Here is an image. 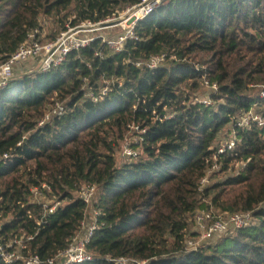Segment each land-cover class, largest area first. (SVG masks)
Here are the masks:
<instances>
[{
	"label": "trees",
	"instance_id": "trees-1",
	"mask_svg": "<svg viewBox=\"0 0 264 264\" xmlns=\"http://www.w3.org/2000/svg\"><path fill=\"white\" fill-rule=\"evenodd\" d=\"M136 1L0 0V64L33 30L39 42L53 40L67 24L103 20ZM42 17L57 26L45 39ZM135 34L119 53L94 39L59 65L12 75L0 88L1 241L22 237L21 253L42 259L64 249L83 219L77 191L86 183L95 187L100 213L86 245L92 259L79 264H114L118 257L135 264H264V126L239 131L235 150L218 159V172L244 161L240 172L197 189L220 131L263 103L249 85L264 83V0H173L139 21ZM160 52L178 60L154 69L132 64ZM202 73L218 86L208 105L191 100ZM106 79L115 81L101 100L84 97L83 80L95 90ZM56 100L64 113L38 126ZM132 123L145 128L132 144L138 158L117 164L115 151ZM41 183L61 202L43 218L30 200V187ZM209 195L221 211L251 210L254 221L186 250L187 218L207 210Z\"/></svg>",
	"mask_w": 264,
	"mask_h": 264
},
{
	"label": "built area",
	"instance_id": "built-area-1",
	"mask_svg": "<svg viewBox=\"0 0 264 264\" xmlns=\"http://www.w3.org/2000/svg\"><path fill=\"white\" fill-rule=\"evenodd\" d=\"M173 0H137L135 3L127 4L121 9H115L111 16L96 22L84 20L74 25H66L58 35L49 41L39 42L36 39L37 30H33L27 35L25 42L21 43L18 48L0 64V88L3 87L6 81L13 75L14 66L24 62L25 60L36 63L35 71H46L60 63H62L67 55L73 51L87 47L94 39H99L106 48L112 52L119 53L123 50L125 43L128 40H135V27L139 21L150 15L154 10L161 6L170 3ZM117 27L119 31L111 35L98 33L103 29H111ZM101 56V51L95 53ZM168 60L178 59L174 55H167L166 52H160L142 60H135L132 64L138 68L154 69L163 65ZM199 68L195 64V69ZM115 80H102L98 88L95 90L87 86L86 80H83L82 90L84 97L93 102L101 100L111 89V85ZM199 87H205L209 90L206 97L199 95H191L192 102L208 105L211 103V95L218 90L216 82H211L204 73L199 79ZM258 96L263 103H254L247 110L241 111L228 128L217 135L215 141V151L212 154V162L206 168L205 173L198 180L197 189L202 191L209 183V174L219 171L220 163L218 159L224 154H231L237 145V133L241 130H247L252 126H264V86L258 89ZM65 111L61 101L52 102L46 110L43 118L38 122L41 126L44 122L55 116H61ZM170 115L163 116V119ZM128 131H133L137 139L133 142H126L121 145V155L126 161L135 160L138 158L139 152L132 144H139L142 141V135L145 133V128L136 124H129ZM136 149V150H135ZM7 154H3L6 158ZM238 169L234 174L240 172L244 166V161L236 162ZM50 187L41 183L37 186L30 187V200L36 203L42 209L41 217L53 213L61 202L56 198L47 202L43 199L50 193ZM95 192L94 185L83 183L77 191V197L85 204V212L80 223L79 230L69 239L67 246L47 257L40 258L35 254H22L23 248L22 237L12 239L8 242H2L0 239V259L7 264L14 261H21L23 264H79L92 259V255L86 250V245L96 228V216L100 213L98 208L93 209V220L91 224L86 222V210L90 206ZM48 198V197H47ZM50 198V197H49ZM40 220L37 221V223ZM254 221L251 210L227 212L220 211L213 214L211 210H200L194 216L195 233L200 243L208 241L215 236L224 235L233 232L239 228L245 227ZM31 239V236H26L25 240ZM185 249L194 250L200 244L193 241L191 238H186ZM114 264H135L140 261H134L128 257H118L113 259Z\"/></svg>",
	"mask_w": 264,
	"mask_h": 264
},
{
	"label": "rangeland",
	"instance_id": "rangeland-1",
	"mask_svg": "<svg viewBox=\"0 0 264 264\" xmlns=\"http://www.w3.org/2000/svg\"><path fill=\"white\" fill-rule=\"evenodd\" d=\"M40 25L42 26L41 29V36L40 39H45V35L49 34L51 31H53L54 29L57 28V26L53 23L51 18H47V17H42L40 20ZM119 31V28L114 27L111 29H103L98 31V33H102V34H108L111 35L114 32ZM36 63H34L33 61H29V60H25L24 62H21L19 64H17L16 66H14L13 69V75H19V74H23V73H28L31 71H35L36 68ZM249 92L251 94H255L256 92H258V89L261 88L262 86H264V83H257V84H252L249 85ZM209 94V90L206 89L205 87H199L193 92V96L194 95H199L202 97H206ZM228 128V126H226L225 128H223L220 133L224 132L226 129ZM135 139H137L136 134L133 133V131H126L124 134V137L122 138V140L119 142V146L115 151V161L117 164L126 161L124 157H122L121 155V145L123 143L126 142H133ZM137 149V148H136ZM135 149V150H136ZM238 169V167L236 166V163L232 164L231 167H229L226 171H221V172H212L209 174V183L207 186L211 185L212 183L216 182V181H222L225 177H227V175L229 174H234L235 171ZM231 193V192H230ZM233 196L238 194V191H232L231 193ZM212 195H209L208 197H206L205 199H203V201L205 202V204L208 206L207 210H211L213 212V214H217L218 212L221 211L220 207L214 206L212 203H210V198ZM97 198V193L95 194L94 192V196L93 199L91 201L90 206L87 208L86 210V222L88 224H91L92 220H93V209L96 208L95 205V201ZM43 199H46L47 202L52 201V198H47V195L43 197ZM202 209H196V211L194 212V214H190L187 218V227H186V238H191L193 241L197 242V244H199L200 242L198 241V238L196 236L195 233V224H194V216L195 214L200 211ZM221 236V235H220ZM185 238V240H186ZM217 238H219V236H215L211 241L216 240ZM185 244V242H184ZM183 244V248L185 249V245Z\"/></svg>",
	"mask_w": 264,
	"mask_h": 264
}]
</instances>
